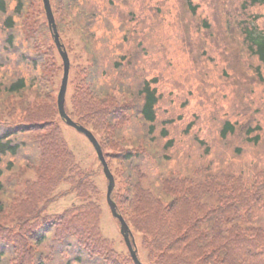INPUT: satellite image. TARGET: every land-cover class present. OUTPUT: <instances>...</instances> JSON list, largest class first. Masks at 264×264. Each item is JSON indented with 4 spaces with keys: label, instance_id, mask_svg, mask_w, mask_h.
I'll use <instances>...</instances> for the list:
<instances>
[{
    "label": "trees",
    "instance_id": "16d2710c",
    "mask_svg": "<svg viewBox=\"0 0 264 264\" xmlns=\"http://www.w3.org/2000/svg\"><path fill=\"white\" fill-rule=\"evenodd\" d=\"M124 1L51 4L71 60L66 111L101 144L116 180L112 198L139 258L264 264V155L239 161L246 149L236 146L220 156L193 134V122L183 136L175 133L183 118L161 116L148 24L139 28ZM258 19L246 21L243 38L264 68ZM63 71L43 0H0V264H135L128 248L103 233L102 165L82 164L64 135ZM240 124L225 119L218 139ZM246 128L258 147L262 124ZM70 193L77 199L71 206L49 211Z\"/></svg>",
    "mask_w": 264,
    "mask_h": 264
},
{
    "label": "rangeland",
    "instance_id": "374dc122",
    "mask_svg": "<svg viewBox=\"0 0 264 264\" xmlns=\"http://www.w3.org/2000/svg\"><path fill=\"white\" fill-rule=\"evenodd\" d=\"M122 5L125 10L132 8L139 28L141 20L148 24L152 66L160 74L161 116L183 118L175 133L183 136L187 124L193 122V134L208 138L220 156L236 146L246 149L239 161L256 153L264 155V77L260 80L259 75H264V68L247 51L243 38L248 20L259 18L264 29V6H251L250 0H192L191 5L188 0H125ZM225 119L241 124L235 135L221 142L218 135ZM258 123L263 127L262 140L258 147H251L246 127ZM63 131L78 160L86 166L96 164L95 149L88 138L65 123ZM98 183L105 194L103 233L125 250L119 223L106 203L103 172L98 174ZM76 200L74 193L65 195L51 203L49 211L60 212Z\"/></svg>",
    "mask_w": 264,
    "mask_h": 264
},
{
    "label": "water",
    "instance_id": "95a60500",
    "mask_svg": "<svg viewBox=\"0 0 264 264\" xmlns=\"http://www.w3.org/2000/svg\"><path fill=\"white\" fill-rule=\"evenodd\" d=\"M43 1H44V6H45L46 13H47L49 25L53 31L55 43L57 45V48L61 54V57H62L63 63H64V76H63L62 84H61L60 91L58 94V107H59L60 115L69 126L74 127L77 131L86 135L88 137V139L91 141V143L93 144V146H94V148L98 154V157H99L101 163L103 164L105 175L109 181L108 191H107V200H108V203L110 205L112 214L114 217L118 218L120 221L121 233L124 237V240H125L128 248H129V251L133 257L135 264H143L138 257L136 244L134 241L133 234L129 228V225L125 221L124 217L118 213L116 204L112 200L111 194H112L113 189L115 187V178H114V176H113V174H112V172H111V170L107 164V161H106L105 156L103 154V150L101 148L100 143L98 142L97 138L94 136V134L89 129H87L83 125H80L77 122H75L66 112L65 99H66V93H67V87H68V81H69V73H70V57H69V54H68L64 44H62V42H61L60 35H59L58 30H57L56 21H55V17L53 14L52 6H51V1L50 0H43Z\"/></svg>",
    "mask_w": 264,
    "mask_h": 264
}]
</instances>
